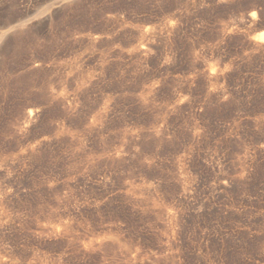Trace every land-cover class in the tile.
<instances>
[{"label":"rangeland","instance_id":"obj_1","mask_svg":"<svg viewBox=\"0 0 264 264\" xmlns=\"http://www.w3.org/2000/svg\"><path fill=\"white\" fill-rule=\"evenodd\" d=\"M262 31L264 0H0V264H264Z\"/></svg>","mask_w":264,"mask_h":264},{"label":"bare ground","instance_id":"obj_2","mask_svg":"<svg viewBox=\"0 0 264 264\" xmlns=\"http://www.w3.org/2000/svg\"><path fill=\"white\" fill-rule=\"evenodd\" d=\"M253 21H255V19L253 20ZM257 41H259V43L261 44V43H264V31H262L260 34H258L257 35ZM255 39V40H256ZM31 113V112H30ZM32 115V114H31Z\"/></svg>","mask_w":264,"mask_h":264}]
</instances>
